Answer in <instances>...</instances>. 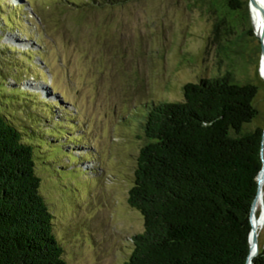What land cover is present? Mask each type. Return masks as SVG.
I'll use <instances>...</instances> for the list:
<instances>
[{"label": "rangeland", "instance_id": "obj_1", "mask_svg": "<svg viewBox=\"0 0 264 264\" xmlns=\"http://www.w3.org/2000/svg\"><path fill=\"white\" fill-rule=\"evenodd\" d=\"M216 5L223 3L0 0V83L19 97L2 90L0 105L19 128L38 131L40 191L68 264L129 259L144 221L127 198L153 104L182 101L186 83L232 70L257 86L250 126L264 129L260 41L249 38L230 67L218 53L222 38L213 35ZM54 133L60 139L51 146ZM256 231L262 249L264 218Z\"/></svg>", "mask_w": 264, "mask_h": 264}, {"label": "trees", "instance_id": "obj_2", "mask_svg": "<svg viewBox=\"0 0 264 264\" xmlns=\"http://www.w3.org/2000/svg\"><path fill=\"white\" fill-rule=\"evenodd\" d=\"M220 1L213 35L222 38L219 56L233 67L256 34L249 0ZM240 23L248 27L241 31ZM2 90L19 98L17 88L1 82ZM182 90V101L159 102L144 113L147 143L127 198L144 230L132 238L124 264H247L264 149V129L250 126L258 88L227 70ZM0 106V264H68L40 191L32 144L38 131L19 128ZM48 137L51 146L60 139ZM252 262L264 264V246Z\"/></svg>", "mask_w": 264, "mask_h": 264}, {"label": "water", "instance_id": "obj_3", "mask_svg": "<svg viewBox=\"0 0 264 264\" xmlns=\"http://www.w3.org/2000/svg\"><path fill=\"white\" fill-rule=\"evenodd\" d=\"M261 1V0H260ZM264 1V0H263ZM249 9H250V14L252 11H256L257 13L262 16V26L259 34L255 32L256 36H258V39L261 44V68L264 70V7L260 4L259 0H249ZM263 138H264V131H263ZM264 172V160H263V150H262V167L261 170L259 171V174L257 176V183H258V193L256 198H258V195L260 193V185L263 181L262 178V173ZM255 198V201L252 205L251 213H250V222H251V233H250V254L248 257L247 264H253V259L258 255L259 253V248H258V235L256 231L253 228V217H254V210L256 206V201L257 199ZM255 248V251L253 252V249Z\"/></svg>", "mask_w": 264, "mask_h": 264}, {"label": "bare ground", "instance_id": "obj_4", "mask_svg": "<svg viewBox=\"0 0 264 264\" xmlns=\"http://www.w3.org/2000/svg\"><path fill=\"white\" fill-rule=\"evenodd\" d=\"M260 4L264 7V1L263 0H259ZM252 15V20H253V24H254V28H255V32H257V34H259L260 30H261V26H262V16L259 14V12L257 13L256 11H252L251 12ZM262 77H264V70L262 68ZM263 160H264V149H263ZM262 178L263 181L260 185V193L258 195L257 201H256V206H255V210H254V217H253V221H252V226L254 228V230L256 231L257 228L260 225L261 219L264 218V172L262 173ZM260 213V217L258 216V214ZM257 233V231H256ZM259 247V245H258ZM255 251V248L253 249V252Z\"/></svg>", "mask_w": 264, "mask_h": 264}]
</instances>
